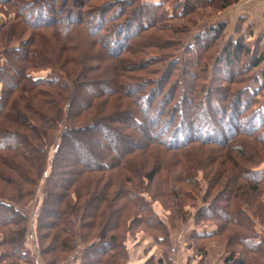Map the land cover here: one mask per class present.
<instances>
[{
    "label": "rangeland",
    "instance_id": "obj_1",
    "mask_svg": "<svg viewBox=\"0 0 264 264\" xmlns=\"http://www.w3.org/2000/svg\"><path fill=\"white\" fill-rule=\"evenodd\" d=\"M20 1H24L22 3L23 5L18 2L19 6L17 3L15 5L13 4L12 7L8 9L6 8V11L4 6H0V24L6 23L8 15L11 16V14H15L17 7L22 9L24 15L29 16L32 15V10H37L45 4H39L38 8H32V5H29L28 7H26L27 5H24L27 3V0ZM59 1L60 0H57L54 3L57 7L56 12H49L53 18H57L58 15L65 16L70 14L72 17L69 16L67 18L65 16L66 18H64L65 22H70L76 14H79L80 12L85 13L83 10V5L85 4H81V2H75L73 5L75 6L74 10H72L74 13H70L68 10V3L71 1L67 0V4L64 6L65 11L62 10V8H59V6H61L58 5ZM104 1L107 0H92L91 3L89 1L91 6H89L88 11L95 12L93 15L96 17L101 16L102 18L103 15L102 19H108V16H110L114 10H109L107 11V15H104L102 13L104 9H97ZM124 1L127 2L128 0ZM62 2L66 3V0H62ZM80 6L82 10H79ZM189 6H192V4ZM113 8L115 7H112V9ZM232 8L227 7L226 9L217 12L204 5V7H196L194 12L191 9L186 13L184 11L183 15L173 18L172 20L163 21L162 19H159L161 20L160 25L169 26V29L171 30H175L173 28L177 27L179 30L173 33L169 29L154 28L153 25L143 30V33L153 31L155 34L159 33L160 35L167 36L163 40V43L159 44L163 45L162 49L152 47L151 49L140 50V45H135V43H132L130 40L132 37L129 38V36H126L129 33L134 34L138 29H141L145 13L140 14L131 20L132 25H129L130 27L127 28L129 33H126L125 26L122 25L124 20H111L106 24L107 27L101 32L102 34L99 36L101 39H97V43L92 45V47L100 51V54L104 52L110 56L96 60H89V78H82L81 74L78 72V70L84 68L82 65L83 62L81 63L80 59H85V56L79 58L81 50L77 51V56H71L72 59H77H73L78 65L77 70L74 69L76 68L73 65L75 62L72 64L70 62L66 63L62 67L60 63H58L60 55L57 54V58H55V54H52V52L51 54L49 53L53 47L60 50V43L66 47L71 45L74 48H77L79 45H89L90 38H88L84 32H80L77 29L70 30V33H67L66 35V37L71 36V38H75L76 41L74 42H71L70 39L68 40L64 36H58L56 33L57 31L53 27H46L49 29V31H46L51 33L48 39H43L46 45H40L42 44L40 37H45L46 35V33L43 32L45 29L39 31V35H36L34 32L27 29L18 30L17 35H15L12 40L8 41L5 38L3 39V42L0 41V69L3 67L8 74H11L9 75L11 78L14 77V75L16 76L14 70H17V65H19L18 69L20 68L26 73H32L34 76L39 77L45 76L47 72H58L57 74L59 76L55 73L52 74V76L55 75L57 77L55 82H58V85L52 86L53 84H51V82L46 81L45 83L40 84L39 88L41 89V98L46 99L45 102L48 104H55L59 110L57 117L61 116L57 124L53 122L50 126L49 133L45 136L42 142H37L34 138L32 139L35 145H37V143L42 145L46 152L44 156L46 157V163L42 172L39 167L42 158H40V162L38 158L36 160L34 158L30 159L33 160V163L35 164L34 166L32 164L30 169L27 167V164L31 161L23 159L19 153L14 152L11 149L4 150V148H0V172L5 176H0V197L7 196V199L15 203L13 207L19 211V215H16L13 219L7 218L5 212H0V230L6 235L7 232L11 230L25 229V233L19 236V238L18 235H14L19 241H17L18 244L17 242L13 243L14 241L11 235L0 240V264H82L89 260V258H83L88 249L91 248V251H94L99 255L101 247L105 248L102 241L88 248V246L98 238L97 231L100 224L98 222L95 224L93 227L95 229L94 231L81 226L80 222L84 221V214L82 215L81 220V211L83 210L80 211V209H78L77 212L73 213L67 210L66 214H63L61 218L62 220L60 219L59 222V227L60 229L68 230L67 232L60 231L52 225V231L58 234L54 246L52 245V242L54 241L53 233L51 235V231H49L48 235H46L49 226L41 227L40 224V221H43L41 220V217L46 216V214L44 212V215L43 213L40 215V213L45 201H49V190L56 189L58 193L65 190V188H61V185L65 184L67 177H72V175H69L71 173H69L68 168L76 163L75 155L78 154L80 157L83 156L82 151L86 152L88 148L89 151H92L94 149L93 143L96 141L99 142V144H102L103 147H107V143H102L100 137H103L105 141H108L107 137H109L110 142L108 144L111 145V139L115 135V132L111 131L109 128H122V124L126 128H131L130 124L135 123L134 121L130 122L129 119H127L128 117H125L124 115V117L116 116L117 112L122 110H132L134 114L137 112L142 116V111L138 109V96H140L138 91L141 90L138 86L141 83V80L146 82V89L159 90L161 94L159 93L157 98L161 97L160 99H162L164 96L163 91L172 89V86L175 87L176 85H179L177 79L184 70L190 69L199 76V81L194 85L195 87L192 86L193 90L191 92V104L194 105L193 110L197 111L192 113V111L189 110L190 107L185 105L187 111H184V114H181L179 107H173V105H175L174 103L178 100L179 91L180 93L181 91L182 93L183 91H191L188 83H181L180 87L174 88L176 93L167 104L166 109L168 111V117H172L171 124H173V121L178 122V120L185 121L188 119L192 122V124L189 125L193 133H195V130L192 125L197 122H206L207 120H210L208 121V124H213L218 127L221 122L220 119L217 118L220 114L218 108L229 115L232 113L237 114L240 117L241 114H243V116H249L251 110L257 105V101H261L259 103L264 104V88H261L256 96L254 95L255 92L252 94L253 96L247 92L248 97L250 98L252 96L256 102L254 105L250 104L245 111L242 107L244 104L240 105V99L234 97V93L238 90L244 89L246 84L254 85L257 78H262L261 75L264 69V64L252 69L250 67L246 68V62H248L246 54H242V59L240 61L237 63L233 62L228 67L222 62L220 55L223 54V51L220 52V47L228 43V40L231 39V37L235 39L237 37V34L234 33V27L238 24L237 20L235 17L234 20L231 19V15H228ZM151 11L152 9L147 10L146 14ZM84 18L90 20V22L92 20L94 21L92 16L89 17V14L85 15ZM15 21L17 27L22 23L17 16L15 17ZM220 21H224L221 36H216L214 38L213 36L208 37L209 30L204 28L206 26L218 25ZM22 25L24 24L22 23ZM97 27L98 25H96V28ZM79 29L85 30L84 28ZM117 30L118 32L116 34ZM113 32H115V36L111 37L110 35ZM250 33L251 36L252 32ZM80 36L81 38H79ZM121 36H124L121 45L131 44V50L123 53L119 52L117 54L115 53L116 50L112 48V53L114 54L112 55L110 53V45L116 40V38L119 40ZM25 39L33 42L35 45H28L31 49H34V53L27 56L28 58L25 57L23 59L24 55L23 57H19V53L11 48L17 45L20 49L25 47L22 42ZM51 39H56L57 44L47 45ZM205 39H208V42H203ZM242 40H244V37ZM247 40L250 42L251 46L253 40ZM99 42H103V44L100 45ZM205 43H207V46L203 47ZM121 45L119 46L121 47ZM153 45L156 44L153 43ZM257 48L259 52V50L264 49V45H258ZM10 49L12 51H10ZM41 50L44 52L46 51L44 56H42ZM47 52L50 55L47 54ZM83 52L85 51L83 50L82 54ZM196 52L200 53V60L197 65L194 60ZM150 53H157L158 55L161 53L165 56L170 55L167 59L173 60L172 64L174 67L170 68L167 73L162 74L160 72L161 63L154 62L149 64L150 68L147 66L149 70L147 67H139V70L135 71L134 68L130 67L136 62H141V58L139 57H146V55H150ZM122 56L126 59H130V62L123 60ZM218 57L220 58L215 64V60ZM175 58L180 62L175 61ZM185 59L188 60L185 62ZM176 63L181 66L183 64V69L181 70V67H178ZM74 71H76V73ZM229 72H231V75ZM160 76L164 78L159 82H155L154 79H158ZM231 76H234L233 78H230L233 80L227 79ZM7 77L8 76L4 71H0V90L10 89L9 87L12 84L10 82V77H8L9 80ZM134 82L137 83L135 84ZM88 83L92 86L94 85V87H89V110L76 115L74 111L79 109L74 108L72 104L68 103L71 99L69 94L73 90L75 93V90L78 88H86ZM100 84H103L104 87H97ZM147 85L151 88L147 87ZM218 86L220 89L216 88ZM135 87L137 88L136 90ZM22 88L25 89L26 86ZM95 90L97 92H93ZM124 90L126 94H123ZM33 91H36L35 87H33ZM231 105L232 107H239V110H233ZM163 110L164 109H162V111ZM229 111L232 112L230 113ZM170 113L172 116H170ZM196 115H199L200 118H196ZM243 116L241 119L244 118ZM251 116L253 115L251 114ZM33 117L34 114L32 113V116L30 117L32 120L30 119L29 121L36 122ZM161 119L164 120L163 118ZM87 120H89V124L97 123L96 126L89 128V130H91L89 134L92 136L85 138L83 136L81 139L76 137L73 139L75 146L71 147L72 150H63L67 152L69 165H61L60 167L59 161L56 160L58 152L57 148L61 146V137H59V134L68 126H75V128H77L83 123L87 124ZM26 122L27 121L21 123L17 122L19 123L18 125L17 123L13 124L10 121V117L7 119L0 118L1 126H8L11 129H18L19 131L24 130L25 133L32 134L31 131L26 128ZM156 123L159 124L157 121ZM256 125L257 123L255 122L253 128ZM231 126L232 132L238 128H242V126L245 129L248 128V126H245L242 122H238L237 124L232 122ZM203 129L206 130V128ZM209 130L213 131L212 127L209 126ZM187 131L185 129L178 132L176 140L178 141V139L180 140L184 137ZM262 132H264V126L258 123L255 129L249 132L250 134L247 133L240 135L242 136L240 141H244V143L242 142L243 148L245 149L244 152L249 155L248 157H244L243 151H235L234 148H227L226 146H219L215 143L208 142L202 143L195 141L190 143L191 145L189 144L186 148L188 149V154H191L190 157L185 153H176L177 151H165L166 149H164L162 145L154 144L151 147L160 148L163 151L150 154V157L157 156L162 160L161 163H153V166L147 162L142 166L138 165L139 170H137L136 174H131L129 172L121 173V168L115 166L112 168H102L96 172H90L87 175L85 174V176H83L84 178L80 177V180H77L78 184L75 188L78 187L76 190L81 194L85 191L83 187H86L87 184L92 182L93 184L89 185V192H92L94 191V182L100 180L101 187L106 185L104 181H107V178L109 177L107 175L108 173H110V177L112 176L113 183L116 182L117 176H125V187L129 185L136 189L138 185H141L137 190L140 194L146 197L144 198L147 203L143 201L144 205L152 204V211L155 216H152L151 212L148 214L146 211L143 212L141 205L129 201L128 198L125 200H122V197L114 198V205L123 208L124 211L122 214L126 215L131 211L138 212V218L135 217L132 219V225L129 227L127 225L125 226L126 219L121 223L120 228L123 230V238L121 239V242H124L126 245L124 248V254L122 253V258H125V261L121 264H140L143 262L144 264H202V262L203 264H226L224 262L225 257L230 254L232 255L233 253H235L236 257H243L246 255V258H248V264H264V183L259 184L257 191L249 190L245 184L250 182L251 179L247 178L243 172H240V167H248L247 169L249 171L260 170L261 173L264 174V143L261 140L263 137ZM198 133L200 135L198 138H204V131L200 130ZM221 133L222 132H219L218 134ZM128 134L130 133L126 132V135ZM93 135L98 136V139L95 136L93 137ZM134 136L138 137V135L135 134ZM90 137L96 141L91 142ZM171 138L172 136L169 133H165L162 139L168 141ZM155 143H157V141H155ZM148 151H151V149H148ZM180 151H182V148ZM133 152V149L130 152H127V158H133ZM88 154L89 153H87L86 158H84L85 155L82 157L83 161L84 159H86V161L87 159L91 160V158L89 159ZM14 156L16 157V161L11 168H5L1 165L4 163L2 160L7 159L8 157L14 158ZM172 159L177 161V166L172 162ZM70 163L72 164L70 165ZM22 165L23 168L26 165V170L31 173L27 175L26 173H19L18 169L21 168L20 166ZM151 168H156L155 176H152L150 179H145L144 176H146V173ZM181 169L185 172L187 171L190 179H186V174L179 176V174H183ZM227 171L233 173L231 180L235 179L237 181L233 188H229L225 183ZM74 172L76 171L74 170ZM238 172L241 173L242 176ZM209 173H217V176H211ZM87 176L94 177L90 180L88 177V180H86L85 178ZM239 186H243V189H239ZM157 187L160 188V191L156 189ZM234 188L236 189L234 190ZM229 194H232L233 199L225 201L227 198L226 195L229 196ZM75 195L76 194L72 192V190H68V192H66V196H68L66 202L77 201L79 206H81L84 202L82 201L84 196H82L81 199L80 197L77 198ZM238 196H240L239 199L237 198ZM177 201H184L182 213H177V215L180 216L178 219L173 217V214H176L179 208L176 203ZM215 202L220 207L226 205L229 211L228 217H224V214H221L219 211L210 212L207 216L204 215V213H206L204 212L205 208L211 207ZM106 204L107 203L104 202L101 205L100 211L106 209ZM55 208L58 211L64 209L61 208V206L59 207V201L57 206L55 205ZM231 211L233 212L230 213ZM237 213H239V218L238 220H235V215ZM4 214L6 217L5 219L2 218ZM181 215H184V218ZM146 217L151 218L155 224H149L148 221L145 220ZM55 219L57 218L49 216L47 221H55ZM235 221L237 223H235ZM107 225L108 224L106 223V227ZM234 225H237V228ZM201 230H208L213 234L207 237H201L199 233H196L197 231L201 232ZM234 230H236V233H238L239 236L244 234L246 237L260 238L261 241L258 243V247L253 245L251 249H245L243 245L234 240L231 243V237L229 234H232ZM90 233L95 234L90 237L89 240ZM158 234L159 236H165V238L160 241V239L156 238ZM84 237H86L87 240H85ZM59 238L67 242L68 246H66L65 250H62V248L60 249L59 245H57ZM49 246L57 249L51 252L48 250L50 249ZM23 247L25 249H22ZM201 247L203 250L200 249ZM15 248L18 250L14 251L13 249ZM252 249H257L260 253L251 252ZM23 250H26V253H29V255H27L28 257L20 255ZM198 250L204 253V259L201 262H199L200 255ZM45 251L51 253H43ZM113 251H119L118 257H121L119 245L118 248ZM107 253L108 252L100 255V258H104L106 261L108 257ZM95 264H100V261Z\"/></svg>",
    "mask_w": 264,
    "mask_h": 264
},
{
    "label": "trees",
    "instance_id": "obj_2",
    "mask_svg": "<svg viewBox=\"0 0 264 264\" xmlns=\"http://www.w3.org/2000/svg\"><path fill=\"white\" fill-rule=\"evenodd\" d=\"M56 1L57 0H27L26 1L27 3L24 4V5H27L26 7H28L29 5H32V8L34 7L38 8L39 4L45 3L39 9L32 10L31 12L32 15H29V16L24 15L22 9L20 7H17L15 10V14L13 13L11 14V16L8 15L7 17L8 19L6 23L0 24V41L3 42L4 41L3 39L5 38L8 41L12 40V38L15 35H17L18 30L27 29V30L34 32L36 35H39L40 33L38 32L43 31L45 29L43 32H45L46 35L45 37L43 36L40 37V41L42 43L40 45H46L43 39L44 38L48 39L49 36L51 35V33L47 32L46 30L49 31V29L47 28L53 27L57 31L56 33L58 36L60 37L64 36L66 39L68 40L70 39L71 42H74L76 41L75 38L73 39L71 38V36L66 37V35L67 33H70L69 32L70 30L72 31V30L77 29L80 32H84V34L88 38H90L89 45H79L77 48H74L71 45H68V47H66L65 45L60 43L61 45L60 50L56 47H53L52 50L48 52L50 54L51 52L52 54H55L56 55L55 58H57V54H59L60 57H59L58 63H60V65L63 67L64 64L66 63L70 62L72 64L73 62H75L74 60H77V59L73 58L74 59L73 60L71 56H77L78 54L77 51L81 50V53H79L80 54L79 58H83L85 56L84 57L85 59H80L81 63L83 62L82 65L84 66V68L78 70V72L81 74L82 78H89V60L91 59L96 60L102 57L110 56L109 54L104 53V52L101 54H104V55L106 54V55L105 56L101 55L98 49H95L94 47H92V45L97 43L96 41L97 39H101L99 36L100 34H102L101 32L107 27L106 24H108L109 21L115 20V19H117V21L119 19L124 20L122 25L125 26V31L127 33L128 32L127 28H129L132 25L131 20H133V18H135L136 16L145 13V16L143 17L144 22L142 24L143 26L141 27V29H138L134 34H131L128 32L129 34L126 36L127 37L129 36V38L132 37L130 39L131 42L132 43L134 42L135 45H140L139 46L140 50L151 49L152 47H157V48L162 49L163 45H159V44L163 43V40L167 36L160 35L159 33L155 34L153 33V31L143 33L144 29L149 28V26L151 25H153L154 28H158V29H169L170 28L169 26L160 25L161 20L159 19H162L163 21L172 20L173 18H177L183 15L184 11L186 13L189 11V9H191L194 12V9L196 7L198 6L204 7V5L205 7L212 8L216 10L217 12H219V11H222L223 9H226L227 7H230L236 4L238 0H193V2L192 0H158V1L128 0L127 2H125L124 0H107V1H104L100 5V7L97 9L99 10L104 9V11L102 12L104 15H107V11L114 10L111 13V15L108 16L109 17L108 19L107 18L102 19L103 18L102 14H101L102 18L101 16L96 17L93 15L95 12L88 11L89 6H91L89 4V1L91 3L92 0H70L71 2L68 3L69 4L68 10L70 13H74V11L72 10H74L75 6L73 5L75 2H78V3L81 2V4H85L83 5L84 6L83 10L85 11V13L80 12L79 14H76L75 17H73V20H70V22H65V19H64L66 17L68 18L69 16H71L70 14L65 15L66 17L64 15L62 16L58 15L57 18H53L49 14V12L50 13L56 12L57 7H56V4H54ZM18 2L21 5H23L22 3L24 1L21 2L20 0H0V3H1L0 6H4V9L6 11V8L8 9L12 7L13 4L15 5L17 3L19 6ZM66 4H67V0H66V3H63L62 0H60L58 3V5H61L59 6V8L60 9L62 8V10L64 11H65L64 6ZM191 4L192 6H189ZM112 7H115V8L112 9ZM80 9L82 10L81 6L79 7V10ZM151 9H152L151 11L152 13L147 12L146 14V11L151 10ZM88 14H89V17L92 16L94 21L92 20L90 22V20L84 18V16ZM16 16L21 20V22L24 25L20 23V26L18 27L16 26L17 24L15 21ZM243 21L245 22V19L243 17L237 18L238 24L234 27V30H235L234 33L237 34L236 39L231 37V39L228 40L229 41L228 43L220 47V52L223 51V54L220 56L222 58L223 64L226 67H228L233 62L237 63L238 61H240L242 59L241 58L242 54H246L248 58V62H246V68L250 67L252 69V68L260 66L261 64L262 65L264 64V49L259 50L258 52V48H257L258 45H260V42H259L260 40L256 38L255 43L251 44L250 46V42H248L247 39L251 33L247 32L248 30L244 27ZM223 22L224 21L222 22L220 21L218 25H215V26H208V27L206 26L204 29L209 30L208 37H211V36H213V38L216 36L220 37L221 32L224 27ZM96 25H98L97 28H96ZM79 28H84L85 30H82ZM173 29L175 30H171V29L169 30L173 33L179 31L177 27ZM117 32L118 30L116 31V34ZM114 33L115 32L111 33L110 36L111 37L115 36ZM243 37H244V40H242ZM79 38H81V36ZM122 38H124V36H121L119 40L116 38V40L113 41L112 44L110 45L111 46L110 53L112 55H114L112 53L113 49L116 50L115 53L117 54L119 52L123 53V52H127L128 50H131V46H132L131 44L121 45ZM207 40L208 39H205L203 40V42H206ZM22 42L25 45V47H22L20 49L19 46L17 45V46H13L11 49H14L15 52H18L19 57H23L24 55L23 57L24 59L25 57L34 53V49H31L28 45H35V44L26 39ZM99 43L100 45L103 44V42H99ZM153 43L156 45H153ZM56 44H57V40L51 39L49 44L47 45H56ZM119 45H121L122 48ZM205 46H207V43H205L203 47ZM11 49L10 51H12ZM83 50L85 52H83L82 54ZM48 52L47 54H49ZM70 52H73V53H70ZM44 53H46V51L45 52L42 51V56H44ZM169 56L170 55L168 56L162 55L161 53L159 55L157 53H150V55L147 54L146 57H139L141 58L140 61L142 63L134 62L135 64L131 65L130 67L134 68L135 71H137L139 70V67L144 68L148 66L150 68L149 64L155 62V63H161L160 65L161 74L167 73L170 68L174 67V65L172 64L173 60L167 59V57ZM219 58L220 57H218L215 60V64H216V61L219 60ZM123 60L125 61L127 60L130 62V59H126L125 57H123ZM187 60L188 59H185L184 61L186 62ZM194 60H195V64L197 65L200 60L199 52H196L194 56ZM175 61H179V60L175 58ZM73 65L76 67L74 69L77 70V66H78L77 63L75 62ZM18 66L19 65H17V70L16 71L14 70V74H16V76L14 75V77L12 78L9 76L11 74H8L7 71H5L3 67H1L0 69V71H4L5 74L8 77H10V82L12 84L9 87L10 89L0 90V118L7 119L10 117V121L13 124L17 122L21 123V122L27 121L26 128H28L32 134H28L27 132L25 133L24 130L19 131L18 129L16 130L11 129L8 126H1L0 124V148H4V150L11 149L12 151L19 153L23 157V159L31 161L30 163L27 164V167L30 169L32 167V164L33 166L35 165L33 163L34 161L30 159L34 158L36 160L38 158L40 162V158H42V161L39 164L40 171L42 172V169L45 167V163H46V159H45L46 157H44L46 152H45V149L42 147V145H39L38 143L37 145H35L32 139L34 138L35 141L42 142L45 136L48 135L50 126L53 124V122L57 124L61 116L57 117L59 114V110L57 109L55 104H52V103L48 104L45 102L46 99L41 98L40 96L41 89L39 88V86L40 84H43L46 81L51 82V84H53L52 86L58 85V82H55L57 77L55 75L52 76V74L55 73L57 76L59 75L57 74L58 73L57 71H54L53 73L47 72V74H45V76L43 77L34 76L32 73H26L24 70L20 68L18 69ZM177 66L181 67V70L183 69V64L182 66L180 64H177ZM148 67L147 69L149 70ZM74 72L76 73V71ZM229 74L231 75V72H229ZM261 76H262L261 79L259 78L256 79L254 85L246 84L244 89L238 90L237 92L234 93L235 95L233 94L236 99H240L239 100V102L241 101L240 105L244 104L242 105L244 111L248 109V106H250V104L254 105V103L256 102V100L252 98L253 96L252 94L255 92L254 95L255 96L258 95L261 88H264V69H263ZM8 77L7 79L9 80ZM233 77L234 76H231L227 79L233 80V79H230ZM163 78L164 77L160 76L158 79L155 78L154 81L159 82ZM177 80H178L179 85H176L175 87L172 86L171 87L172 89L163 91L164 96L162 99H160L161 97L157 98L158 94L160 93L159 90L156 91V89H152V90L146 89L145 88L146 82H143L141 80V83L138 86V88L141 89L138 91V94L140 93V96H138V101H139L138 109L142 111V116H140L137 112H135L134 114L132 110L131 111L122 110V111L117 112L116 116L121 117L124 115L125 117H128L127 119H129L130 122L131 121L135 122L134 124L128 123L131 125V128H126L123 124H122V128L119 127L117 129L115 128L111 129L108 127L111 131L115 132V135L111 139L112 141L111 145L108 144L110 142L109 137H107L108 141H105L103 137H100V139L102 140V143L104 142L107 143V147L105 146L103 147L102 144H99V142H97L95 139L90 137L91 142L96 141L95 143H93L94 149L92 151H89V148H88L86 152L82 151L83 156L81 157L78 154L75 155L76 163H74L71 167L68 168L69 173H71L69 175L70 176L72 175V177H67L65 184L61 185V188H65L64 191L66 192H68V190H72V192L76 194L75 196L77 198L80 197L82 199V196H84V199H82V201L84 202L82 203L81 206H79L77 201H67L66 202V199L68 196H66V192L64 191L60 193H58L56 189L48 191L49 201H45V204L43 205L41 213H40V215L42 213L44 215V212H45L46 216L41 217V220L43 221L42 222L40 221V224H41V227L43 226L45 227L47 225L49 226L48 227L49 229L46 232V235H48L49 231H51V235L53 233V237H54V241L52 242L53 246L56 244V238L58 234L52 231V225L55 226V228H58L60 231L67 232L68 230L66 229H60L59 227L60 219L62 218L63 214H66L67 210L73 213V212H77L78 209H80V211L83 210L81 211V220H82V215L84 214L83 215L84 221L80 222L81 226H83L84 228H88L91 231H94L95 229L93 227L95 226V224L97 222L100 224L98 227V231H97L98 238L96 237L97 239L93 241L88 246V248H90L91 246L101 241L103 243V246L105 247V248L101 247L99 255H97L96 252L91 251L90 250L91 248L88 249L86 254L83 256V258H86V259L89 258V260H87V262L82 263V264H95L99 261H100V264H121L122 262L125 261V258H122V253L124 254V251H125L124 248L126 247L125 243L121 242V239L123 238L122 236L123 230L120 228L121 223L123 222L124 219H126L125 226L127 225L129 227L130 225H132L131 220L134 219L135 217L138 218L137 217L138 212L131 211L130 213L126 215L122 214L124 210L123 208L117 207L114 205L113 203L115 200L114 198L122 197V200H125L126 198H128L129 201H132L135 204L137 203L141 205L143 212L146 211L147 214L151 212L152 216L154 215L152 211L153 206L152 204L144 205L143 201H145L146 197L140 194L137 190L141 185H138L136 189L129 185L126 186L127 188L125 187V182H126L125 176H121V177L117 176L116 182L113 183L112 176L110 177V173H108L107 175L109 177L107 178V181H104L106 185H103L101 187L100 180H98L94 182V191L89 192V185L93 184L91 182L87 184L86 187H83L85 191L79 194V192L76 190L78 187L75 188V186L78 184L77 180H80V177L84 178L83 176H85V174L87 175L90 172L91 173L96 172L98 170H101L102 168H110V167L112 168L113 166L117 168H121V173L129 172L131 174H134V173L136 174L137 170H139L138 165L142 166L146 162L150 163L151 166H153V163L155 164L161 163L162 160L158 158L157 156L150 157V154L163 151L160 148L151 147L154 144L162 145V147L166 149L165 151H168V152L177 151L176 153H179V152L185 153L189 157L191 154L190 155L188 154L187 152L188 149L186 148L189 146L190 143L195 142V141L202 142V143L204 142L215 143L219 146H224V147L226 146L227 148H234L235 151L244 152L245 149L243 148V144H242V142L244 143V141L242 142L240 141V138L242 137L240 135L247 134V133L250 134L249 132L253 131V129H255L258 123L264 126V104L259 103L261 101H257V105L251 110V113L249 114V116L248 115L243 116V114H241L239 117L237 114H232L231 113L232 111H229L231 113V115H229L228 113H225V111L222 112V110L218 108V110H220V114L217 116V118H219L221 121L220 125L216 127V125L208 124V121L210 120H207L206 122H197L194 125H192L194 127L195 133L191 131L192 129L190 128L189 124H192V122L189 121L188 119L185 121L178 120V122L173 121V124H171L170 122L172 121V117L171 118L168 117L169 116L167 113L168 111L166 110L167 104L170 102V100L176 93V90L174 88L180 87L181 83L182 84L188 83L191 91L189 92L183 91V93L182 91L181 93L179 91L178 100L176 101V103H174L175 105H173V107L174 108L179 107L181 114H184V111H187L186 106L190 107L189 110L192 111V113L197 111V110H193L194 105L191 104V101H192L191 92L193 90L192 86H194L199 81V76L189 69V70H184L180 74V77ZM134 83L136 84L137 82H134ZM122 85H125V84H122ZM24 86H26L25 89L22 88ZM33 87L36 88L35 92L33 91ZM89 87H94V85L92 86L90 83H88L86 85V88H78L75 90V93L73 90L69 94L71 99L68 101V103L72 104L74 108L79 109V110L74 111L76 115L77 114L79 115L83 111L89 110V100H90L89 99ZM97 87L102 88L104 87V85L100 84ZM147 87H150V86L147 85ZM216 88L220 89L219 86ZM136 89L137 88L135 87V90ZM93 92H97V91L95 90ZM247 92L250 95H252L250 98L248 97ZM123 94H126L125 90L123 91ZM183 107L185 110L183 109ZM162 109L164 110L162 111ZM232 109L233 110L236 109L235 111H238L239 107L238 108L232 107ZM32 113L34 114L33 118L34 120H36V122L29 121L31 119L30 117L32 116ZM160 113H161V118H163L164 120L160 118ZM251 114L253 116H251ZM170 116H172L171 113H170ZM242 116L244 117L243 119H241ZM196 118H200V116L196 115ZM156 121L159 122V124H157ZM232 122L236 124L238 122H242L245 124V126H248L249 129L246 128L247 129V132H246V129L242 126V128H238L237 130L232 132L231 130ZM255 122L257 123V125L253 128V126L255 125ZM19 123L17 124L19 125ZM86 123L87 124L83 123L80 127H77V128H75V126H71V127L68 126L64 128V130L59 134V137H61V146L57 148L58 152L56 155V160L59 161L60 167L61 165L63 166L69 165V162L67 159V156H68L67 152L63 150H68V149H70V151L72 150L71 147L75 146V142H73V139H75L76 137L81 139L83 136L84 138L92 136L89 134V132L91 131L89 130V128L96 126L97 123L89 124V120H87ZM209 126L212 127L213 131L209 130ZM203 128H206V130H204ZM185 129L186 131L187 130L188 131L186 132L184 137H182L180 140L178 139L177 141L176 135L178 134V132L185 130ZM200 130L204 131V138H198V136H200L198 133L200 132ZM126 132H129L130 134L126 135ZM219 132H222V133L218 134ZM165 133H169L172 136V138L169 139L168 141L162 139ZM134 134L138 135V137H135ZM262 134H263V137L261 138V140L264 143V132H262ZM94 136L97 137L98 139V136L93 135V137ZM138 140L141 142H139ZM155 141H157V143H155ZM181 148H182V151H180ZM132 149L134 151L132 153L133 158L132 157L127 158L128 154L126 153L130 152ZM148 149H151V151H148ZM87 153H89L88 156H89V159L91 158V160L87 159L86 161V159H84L83 161L82 157H84L85 155L84 158H86ZM248 156L249 155L246 152H244V157H248ZM3 161L4 163L1 164L2 166H4L5 168H8V167L11 168L14 162L16 161V157L15 156L14 158L8 157L7 159L2 160V162ZM172 162L176 164L177 166V161L175 159H172ZM71 164L72 163H70V165ZM20 167L21 168L18 167L19 173L21 174L26 173V175L31 173L26 170L25 168L26 165L24 168H23V165ZM247 168L248 167H240V172H243L247 178H250L252 180V182L251 180L250 182L246 181L247 183L245 185L247 186V188H249V190L257 191L259 184L264 183L263 181L264 174L261 173L260 170L259 171L257 170L249 171ZM74 170L76 172H74ZM182 171H183V174L181 173V175L179 174V176H183L186 174L187 175L186 179H190V176L187 173V171L185 172L184 170L181 169V172ZM155 172H156V168H151L150 170H148V172L146 173V176H144L145 179L146 178L150 179L152 178V176H155ZM210 173H211V170H210ZM225 173H226V170H225ZM216 174H210V175L214 176ZM239 174L242 176L241 173ZM232 175H233L232 172L227 171V174H226L227 178L225 180V183L227 186H229V188H233V186L236 185V182H237L235 179L231 180ZM0 176L5 177L1 172H0ZM88 177L89 176H87L85 179L88 180ZM93 177L94 176H90L89 180L92 179ZM156 189L160 191V188L157 187ZM235 189L236 188H234V190ZM239 189H243V186H239ZM226 196L227 198L225 201H228V199H233L232 194L231 195L229 194V196L228 195ZM239 197L240 196H238L237 198L239 199ZM58 201H59V207L61 206V208H64L62 211L61 209L58 211L55 208V205L57 206ZM104 202L107 203L106 204L107 207L103 211H100L101 205ZM145 202L147 203V201ZM176 203H177V206H179V208L176 214L175 213L173 214V217L178 219L180 216L177 215V213H182V207L184 206V201H177ZM14 204L15 203L13 201L7 199V196L0 197V212L2 213L5 212L7 214L6 215L7 218H10V219L15 218L16 215H19V211L13 207ZM214 211H219L221 214H224V217H228L229 215V211L226 205L220 207L216 204V202L213 203L211 207L205 208L204 212L206 213H204V215L207 216L210 212H214ZM232 212L233 211H231L230 213ZM49 216H54L57 219H55V221L54 220L47 221ZM235 216H236L235 220H238L239 213H237ZM182 217L184 218V215ZM2 218L4 219L6 218L5 214L3 215ZM145 220H147L149 224L154 223L152 219L149 217H146ZM106 223L108 224L107 227H106ZM235 223L237 222L235 221ZM157 226L159 227L158 224ZM234 226L237 228V225H234ZM24 233H25L24 228L15 229L13 231L12 230L8 231L6 235L3 234L2 231L0 230V240L5 238L6 236L9 237L11 235L14 241L13 243H16L18 239L14 235H18V238H19V236H21ZM196 233H199L201 237H207L213 234L211 231H208V230H201V232L197 231ZM94 234L95 233L89 234V240H90V237L94 236ZM229 235L231 237V243L234 240L235 242H238L239 244L243 245L245 249H251L253 245L257 246L258 243L261 241L260 238L258 237H246L244 234L239 236V234L236 233V230H234L233 233ZM84 238L85 240H87L86 237ZM156 238L160 239L161 241L162 239L165 238V236H159L158 234ZM58 240L60 242L58 241L57 245H59L60 249L62 248V250H65L66 246H68L67 242L63 241V239L61 238H59ZM118 245H119V250L121 251V257H118L119 251L117 252L113 251L114 249L118 248ZM49 248L50 249L48 250H50L51 252L57 249V248H51V246H49ZM22 249H25V248L23 247ZM200 249L203 250L202 247ZM13 250L17 251L18 249L15 248ZM198 251L200 255L199 256L200 261L199 260L198 261L201 262L204 259V256H203L204 253H202L200 250ZM51 252L45 251L43 253L49 254ZM106 252H108L107 253L108 257L105 261L104 258L102 259L100 258V255ZM251 252L260 253V251L257 249H252ZM20 255L25 257L29 255V253L28 252L26 253V250H23L20 253ZM244 256L236 257L235 253H233L232 255L230 254L227 257H225L224 262L226 264H248L247 263L248 258H246V255ZM140 264H144V262Z\"/></svg>",
    "mask_w": 264,
    "mask_h": 264
},
{
    "label": "crops",
    "instance_id": "obj_3",
    "mask_svg": "<svg viewBox=\"0 0 264 264\" xmlns=\"http://www.w3.org/2000/svg\"><path fill=\"white\" fill-rule=\"evenodd\" d=\"M230 7H233L228 13L231 19L234 20V17L236 20L239 17L245 19L244 27L247 32H252L248 39L253 40L254 44L258 38L260 45H264V0H238L237 4Z\"/></svg>",
    "mask_w": 264,
    "mask_h": 264
}]
</instances>
